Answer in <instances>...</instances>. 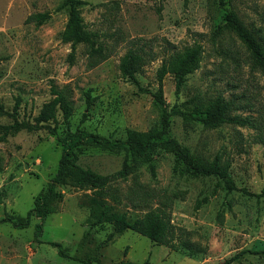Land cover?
<instances>
[{
    "label": "rangeland",
    "instance_id": "rangeland-1",
    "mask_svg": "<svg viewBox=\"0 0 264 264\" xmlns=\"http://www.w3.org/2000/svg\"><path fill=\"white\" fill-rule=\"evenodd\" d=\"M83 1L84 27L107 51L93 66L88 65L89 47L82 43L68 60L71 45L61 39L68 17L64 0H0V217L25 216L32 207L56 171L57 137L66 128L123 139L128 129L146 130L158 122L161 106L151 95L157 71L171 56L196 46L198 65L177 92L171 73L162 79L167 109L176 104L200 114L219 99L229 103L231 114L249 116L255 125L207 127L171 114L169 134L203 159L219 155L237 189L226 191L216 176L174 172L172 154L163 151L154 156V175L139 164L121 179L115 174L124 151L80 146L77 162L110 176L112 195L59 186L57 210L45 217L36 236L38 218L25 228L0 223V264H264V255L256 252L264 251V196L255 195L264 193V75L224 27L225 14L233 10L264 47V0ZM42 12L49 16L41 24L30 19ZM127 50L142 57L136 83L119 70ZM52 87L68 95L67 121ZM87 90L89 103L83 95ZM15 121L22 124L17 131L10 128ZM97 199L96 212L107 203L130 220L152 209L164 211L173 231L170 245L95 221L91 210ZM47 241L61 243L69 257ZM182 241L196 252L187 253Z\"/></svg>",
    "mask_w": 264,
    "mask_h": 264
},
{
    "label": "trees",
    "instance_id": "trees-1",
    "mask_svg": "<svg viewBox=\"0 0 264 264\" xmlns=\"http://www.w3.org/2000/svg\"><path fill=\"white\" fill-rule=\"evenodd\" d=\"M68 7V17L65 23L61 39L64 42H70L71 51L68 60L71 62L74 58V48L77 44H86L89 49L87 52L88 65L93 66L107 57V51L104 45L97 40L96 33L87 30L84 27L83 19L80 12V4L83 0H64ZM47 12L36 13L30 16L37 24H41L48 18ZM224 27L232 31L245 46L249 52L253 65L258 68L264 75V47L258 37L251 31L240 17L233 11L225 14ZM200 47L184 48L183 51L171 56L168 61H164L157 71V88L151 92L156 103L161 106L158 122L146 130L128 129L123 139L112 138L110 136L99 135L90 132L83 127H77L74 130L66 128L65 132L57 137L60 145V156L55 173L48 180L44 189L40 190L33 198L32 207L27 211L25 216L14 217L12 215H3L0 217V223H9L15 228H25L29 225L31 218L35 217L40 220L35 225V236L41 231L42 222L45 217L56 212L58 203L62 199V192L59 186L69 185L76 188H88L93 190L98 197L112 195L109 185L110 176L103 175L95 170L84 167L77 162L75 149L88 145L99 147L111 152L124 151L125 156L121 168L115 176L125 179L131 174L139 164H146L150 173L154 175L155 164L154 156L160 151L172 154L174 159L173 171L179 174L190 176H216L221 179L223 187L230 192L237 187L233 181L227 162L222 161L219 155L212 159H203L190 151L188 147L179 143L175 138L170 136V117L171 114H179L184 120H197L204 126L216 127L221 124H233L237 126H254V120L249 116L230 113V105L219 99L204 106L200 114H192L180 110L178 105H173L167 109V103L163 98L162 79L169 72L173 75L176 92L182 87L186 75L192 72L198 65ZM142 57L133 50H127L122 56L119 63L121 74L135 83V74L140 70ZM52 93L55 95V101L58 105L63 120L71 115V104L65 91L57 90L52 87ZM83 95L87 103L90 98V91H84ZM0 110L3 112L1 106ZM52 115V113H51ZM22 126L21 122L12 123L13 131H17ZM1 160V157H0ZM131 160L132 163H129ZM246 195H252L246 189H242ZM256 196H264V193H256ZM99 200H95L91 213L95 216V221H110L113 223V230L121 232L123 230H132L140 233L157 244L170 245L173 238L172 227L169 224L168 215L160 209H152L145 212L142 216L135 219H128L124 212L115 211L111 205L102 203L100 209ZM95 206V207H94ZM47 244L56 248L59 255L69 257L67 250L56 241H47ZM183 248L189 254H194L195 249L186 241H182ZM264 255V251H256ZM236 258L231 257L225 262ZM83 264H89L88 260H82ZM142 264H149L145 261Z\"/></svg>",
    "mask_w": 264,
    "mask_h": 264
}]
</instances>
